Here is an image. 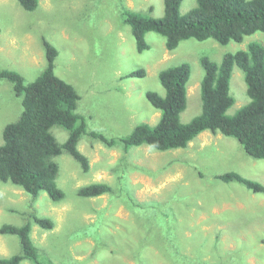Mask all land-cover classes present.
<instances>
[{
	"label": "rangeland",
	"instance_id": "rangeland-1",
	"mask_svg": "<svg viewBox=\"0 0 264 264\" xmlns=\"http://www.w3.org/2000/svg\"><path fill=\"white\" fill-rule=\"evenodd\" d=\"M27 12L17 0H0V69L19 72L26 83L44 70L43 40L58 52L55 74L80 96L76 112L86 120L87 131L108 139L128 136L140 124L155 126L160 113L146 98L161 96L158 74L188 64L187 107L183 124L201 113L200 59L220 63L228 53L246 51L252 42L264 47V33L246 37L240 44L223 46L214 40L189 39L168 51L165 39L146 34L148 50L137 53L125 10L152 18L164 14L163 0H38ZM196 0H183L185 15ZM139 69L143 78H126ZM233 116L250 99L242 71L234 67L230 81ZM22 112L21 100L7 81L0 82V145L4 127ZM62 144L68 132L54 127ZM89 170L69 155L55 161L57 185L64 192L54 203L41 192L37 199L10 183L0 182V227L21 226L30 216L51 219L52 230L33 223L31 240L40 260L52 264H264V194L241 184L223 183L217 175L234 172L264 186V160L249 157L233 138L203 132L186 149L158 152L147 146H104L88 135L78 144ZM92 183H106L112 193L92 199L76 191ZM20 253L15 236L0 234V258ZM21 264H31L23 261Z\"/></svg>",
	"mask_w": 264,
	"mask_h": 264
},
{
	"label": "trees",
	"instance_id": "trees-1",
	"mask_svg": "<svg viewBox=\"0 0 264 264\" xmlns=\"http://www.w3.org/2000/svg\"><path fill=\"white\" fill-rule=\"evenodd\" d=\"M21 8L34 12L38 0H17ZM183 0H163L164 14L152 18L125 10L122 20L130 28L137 53L148 50L146 34L153 32L165 39L168 51L189 39L203 42L209 39L220 45L230 42L242 43L246 37L264 33V0H196V6L181 15ZM45 68L31 83L14 70L0 69V82L13 86L21 100L22 112L13 123L7 124L0 145V182L21 188L35 200L41 192L54 203H61L64 192L57 185L59 166L55 159L69 155L84 172L89 170L86 156L78 150L84 135L97 140L108 148L122 147L124 155L130 148L147 146L158 152L186 149L203 132L220 134L235 139L245 153L255 159L264 160V47L258 42L248 45L246 51L228 53L220 63L203 57L200 66L203 79L200 83L201 113L183 124L180 116L187 107V85L191 70L188 64H180L158 74L164 90L161 96L147 92L149 104L160 113L155 126L140 124L123 138L108 139L104 135L87 131L86 120L76 112L80 96L75 88L55 74L57 50L43 40ZM244 76L250 102L233 116L227 111L234 105L230 94V81L234 67ZM145 70L139 69L126 78H143ZM61 128L68 132L67 140L60 144L51 129ZM223 183H238L254 194H264V186L229 172L215 177ZM112 193L106 183H92L79 188L76 196L82 199L102 197ZM44 230H52L51 219L30 216L21 226L2 225L1 235L15 236L19 240L20 253L9 258H0V264H52L40 260L39 249L31 240L32 222ZM264 245V237L262 239ZM189 264H201L190 261ZM205 264V263H203Z\"/></svg>",
	"mask_w": 264,
	"mask_h": 264
},
{
	"label": "crops",
	"instance_id": "crops-1",
	"mask_svg": "<svg viewBox=\"0 0 264 264\" xmlns=\"http://www.w3.org/2000/svg\"><path fill=\"white\" fill-rule=\"evenodd\" d=\"M10 70V69H9Z\"/></svg>",
	"mask_w": 264,
	"mask_h": 264
}]
</instances>
